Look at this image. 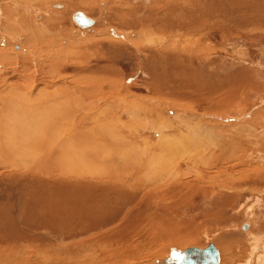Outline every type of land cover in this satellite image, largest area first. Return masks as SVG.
<instances>
[{"label":"rangeland","instance_id":"1","mask_svg":"<svg viewBox=\"0 0 264 264\" xmlns=\"http://www.w3.org/2000/svg\"><path fill=\"white\" fill-rule=\"evenodd\" d=\"M0 39V148L28 146L0 162V247L157 264L213 244L264 264V0H0ZM52 150L79 171L26 168ZM89 155L128 159L79 178L111 169Z\"/></svg>","mask_w":264,"mask_h":264},{"label":"bare ground","instance_id":"2","mask_svg":"<svg viewBox=\"0 0 264 264\" xmlns=\"http://www.w3.org/2000/svg\"><path fill=\"white\" fill-rule=\"evenodd\" d=\"M54 7L56 8V9H60V8H62L63 6L62 5H54ZM77 14V13H76ZM76 14H74V15H76ZM81 14V16H83L85 19H87L88 21H89V23L86 25V26H82V25H79L80 27H82V28H88V27H91V26H94V21L92 20V19H90V18H88V17H86V15H84V14H82V13H80ZM73 15V16H74ZM75 22V21H74ZM9 32V31H8ZM7 32V33H8ZM10 33V32H9ZM5 35V34H4ZM14 36H16V35H14ZM145 36V35H144ZM154 36V35H153ZM4 37V36H3ZM45 37V36H44ZM148 36H146L145 38H147ZM151 37H152V35H151ZM7 38V37H6ZM152 39V38H151ZM153 39H154V37H153ZM1 40V39H0ZM155 40V39H154ZM148 41H149V39H148ZM3 42V41H2ZM7 42V41H6ZM151 42V41H150ZM154 42V41H153ZM4 44V43H3ZM4 53L2 52V53H0V60L1 61H6V56L5 55H3ZM18 62V61H17ZM2 64H3V62H2ZM5 65V64H4ZM16 68V67H15ZM6 69V68H5ZM7 70V69H6ZM1 74V73H0ZM19 76V75H18ZM21 77V76H20ZM19 78V77H18ZM20 87V86H19ZM16 88H18V87H16ZM12 90H14V89H12ZM11 91V90H10ZM14 91H16V90H14ZM12 92V91H11ZM11 92L9 93V95H10V97L12 96H14L13 95V93H12V95H11ZM20 92V90L18 91V93ZM17 93V92H16ZM17 93V95L14 97V99H17V98H21L22 96V94L24 93H20V95ZM26 93V92H25ZM17 97V98H16ZM7 99H8V97H6ZM6 98H4V99H6ZM28 98H29V96H28ZM34 98V97H33ZM36 98H37V96H36ZM36 98H34V100H36ZM40 99V98H39ZM10 101V100H9ZM28 101H30L29 103L31 104V100H29L28 99ZM39 102H40V100H39ZM42 102V101H41ZM24 101H23V98H22V103H20V105L21 106H23L24 104ZM25 103H27L26 101H25ZM29 103H27V104H29ZM10 104H11V102H10ZM13 104V103H12ZM11 104V105H12ZM18 104H19V102H17V106H18ZM38 104V103H37ZM6 105H7V103H6ZM35 105V104H34ZM31 106V105H30ZM18 107H16L15 109H17ZM45 108V107H44ZM23 109H26V110H28L27 109V107H25L24 106V108ZM23 109H21L20 111H22ZM43 109V108H42ZM52 109V108H51ZM0 110H1V108H0ZM6 110V109H5ZM14 109L13 108H11V112H8V114L9 113H13V114H17V116L20 118V119H22V118H25V117H20L19 115H21V112L20 111H18L17 113L16 112H14L13 111ZM44 110V109H43ZM59 111V110H58ZM23 112V111H22ZM24 112H26V111H24ZM24 112H23V114H24ZM31 112V111H30ZM41 112V111H40ZM48 112V111H47ZM45 112L46 114H42V112H41V116H42V120H41V117H39V118H35V119H33V121L34 120H37V122H38V119L39 120H41V121H43V120H47L49 117L47 116V114H49V113H51L50 115H52V112ZM2 114V113H1ZM4 115V114H3ZM28 115V114H27ZM46 115V116H45ZM44 116H45V119H44ZM2 117V116H1ZM33 118V117H32ZM3 119V118H2ZM17 119V118H16ZM27 119V118H26ZM158 119V118H157ZM14 120V119H13ZM1 123V122H0ZM156 126V125H155ZM173 126V125H172ZM188 126V125H187ZM158 127H160V126H158ZM191 127V126H190ZM100 128V127H99ZM103 129V128H102ZM37 130V129H36ZM9 133V132H8ZM26 133H28V132H26ZM160 134V133H159ZM244 136V135H243ZM193 138V137H192ZM99 139V138H98ZM174 139V138H173ZM172 139V140H173ZM182 139V138H181ZM188 139V138H187ZM245 139V138H244ZM248 139V138H247ZM175 140V139H174ZM180 140V139H179ZM196 140H198V139H196ZM217 140V139H216ZM261 140V139H260ZM8 141V140H7ZM7 141H5V142H7ZM24 140H22V142H23ZM162 141H166V140H163L162 139ZM232 141V140H231ZM14 142V141H13ZM16 142V141H15ZM35 142V141H34ZM176 142V141H175ZM182 142V141H181ZM27 143L28 142H26V143H24V144H26L27 145ZM164 143H167V142H164ZM178 143V142H177ZM180 143V142H179ZM40 144V143H39ZM88 144V143H87ZM174 144V143H173ZM162 145H164V144H162ZM169 145V144H168ZM172 145V144H171ZM176 144H174V146H175ZM219 145H221L220 143H219ZM12 146V145H11ZM167 146V145H166ZM13 147V146H12ZM31 147H32V145H31ZM207 147V146H206ZM205 147V148H206ZM220 147V146H219ZM15 148V147H14ZM14 148L13 149H11V148H3V147H1L0 148V162L2 163V164H4V163H8V162H6V161H17V162H22V158H23V155H22V153H26L25 151H27L28 149H26V150H24V148H28V146H26V147H24V148H19V151L22 149L23 151H20V152H18L17 150H14ZM34 148V147H33ZM228 148V147H227ZM55 149V148H54ZM172 149H174V147L172 148ZM177 149V148H176ZM186 148H184V150H185ZM226 149V148H225ZM31 150H33V149H31ZM44 150V149H43ZM48 150V149H47ZM47 150H45V151H47ZM67 150V149H66ZM183 150V149H182ZM207 150V149H206ZM30 151V150H29ZM63 150H52V151H49V152H42L41 153V155L39 156L38 155V157L40 158L41 157V159H39V161L35 164L34 162H32V164H31V166H26V168L28 169V170H30V172H37V173H47V174H53L54 172H60V173H62V174H64V175H67V174H73V176H74V174H75V172H77V171H79V170H77V169H74V168H68L69 167V163H70V161H67V159H69L70 160V157H71V155L70 156H68L66 153H63L62 152ZM74 151V150H73ZM28 152V151H27ZM68 152H69V149H68ZM77 152V151H76ZM84 152V151H83ZM74 152H72V155H74L73 154ZM29 154H31L30 152H29ZM81 155V154H80ZM174 155V154H173ZM75 156V155H74ZM162 156H164V154L162 155ZM240 156V155H239ZM160 157V156H159ZM158 157V158H159ZM172 157H174V156H172ZM180 157V156H179ZM244 157V156H243ZM67 158V159H66ZM88 158V156L86 157V159ZM161 158V157H160ZM170 158V157H169ZM28 159V158H27ZM30 159V158H29ZM128 158L125 156V158H122V157H113V159H111V161H108L109 159H107V158H103V159H101V160H98V161H100V163H104V162H106L109 166H107V167H109V168H111L110 169V171H108V173H106V175H103V172L102 173H99L100 171H102L101 169H99V167H98V169L100 170H95V169H93L92 171H87L88 172V174L87 173H85V174H83L82 172H80L81 174L79 175L80 177L79 178H84V176H92V177H104V176H108V175H113V174H116L117 172H118V169L119 170H121L122 169V167H124V164H125V161L127 160ZM156 159V158H155ZM166 159H168L167 157H166ZM193 159V158H192ZM35 160H37L36 158H35ZM154 160V159H153ZM82 161V160H81ZM87 162L88 161H91L92 163L95 161V162H97L98 163V161H97V158L95 157V156H90L89 155V158H88V160H86ZM95 162H94V165H96V166H98L99 164H95ZM152 162V161H151ZM194 162V161H193ZM89 163V162H88ZM153 163V162H152ZM152 163H151V165H152ZM171 163V162H170ZM19 164L20 163H8V166L9 167H12V166H16V165H18L19 166ZM91 164V163H90ZM105 164V163H104ZM202 164V163H201ZM94 165H89V166H91V167H94ZM167 166V164H163V166ZM6 166V165H5ZM20 166H23L22 164L20 165ZM70 166H72V165H70ZM102 166V165H101ZM153 166V165H152ZM158 166V165H157ZM156 166V167H157ZM164 166V167H165ZM7 167V166H6ZM29 167H31V168H29ZM74 167V166H73ZM87 167H88V165H87ZM87 167H85V168H87ZM104 167H106V165L104 166ZM150 167V166H149ZM154 167V166H153ZM160 167H162L161 165H160ZM164 167H162V169L163 170H165L166 168H164ZM168 167L169 166H167V169H168ZM14 168V167H13ZM96 168V167H95ZM126 168V167H125ZM12 169V168H11ZM79 169V168H78ZM80 169H83L82 167L80 168ZM88 169L90 170V168L88 167ZM157 169V168H156ZM24 170V169H23ZM105 170V169H104ZM103 170V171H104ZM130 170V169H129ZM152 170V169H151ZM22 171V170H21ZM80 171H82V170H80ZM83 171H84V169H83ZM97 171V172H96ZM126 170L123 168V172H125ZM127 171H128V169H127ZM126 171V172H127ZM153 171H155V170H153ZM23 172V171H22ZM161 172V171H160ZM60 173H57V174H60ZM119 173V172H118ZM117 173V174H118ZM108 174V175H107ZM127 174V173H126ZM163 174H165V173H163ZM162 174V177L163 176H165V175H163ZM168 174V173H167ZM69 176V175H68ZM110 177H112V176H110ZM115 176H113L112 178H114ZM118 177V176H117ZM167 177V176H166ZM86 178V177H85ZM116 178V177H115ZM114 178V179H115ZM91 179V178H90ZM94 179H96V178H94ZM128 179V178H127ZM164 179V178H163ZM98 180V179H97ZM100 180V179H99ZM109 180V179H108ZM125 180V179H124ZM118 182V181H117ZM40 203H41V211L42 210H45V211H50L51 209L49 208V206H51V203L48 201V202H46L45 203V205L43 204V202H42V200H39L35 205L37 206V208L38 207H40ZM68 210V209H67ZM87 212H88V210H87ZM91 213H92V211H91ZM95 214V213H94ZM94 214H93V217H94ZM20 215V214H19ZM105 215V214H104ZM92 216V215H91ZM103 217V216H102ZM102 217L100 216V218L102 219ZM105 217V216H104ZM77 218V217H76ZM94 219H97V218H94ZM99 220V222H98V224H96V225H94V226H97V227H99L100 228V225H103L104 223L100 220V219H98ZM92 221V223H93V220H91ZM49 223V227H52V225L50 224L51 223V221H48ZM47 224V225H48ZM76 225V224H75ZM250 225V224H249ZM27 226H30V225H28L27 224ZM8 227V226H7ZM31 227V226H30ZM46 227V226H45ZM74 228V227H73ZM244 228L245 229H247L248 228V225H245L244 226ZM91 229H94L93 227H91V226H89L88 225V229H84V233H87V232H90V230ZM73 232V231H72ZM73 236H71V235H68V236H65L64 237V239H66V240H68V239H70V238H72ZM254 238V237H253ZM255 239V238H254ZM256 240V239H255ZM258 241V240H257ZM259 241H260V239H259ZM73 242V241H72ZM71 242V243H72ZM65 243L66 245L65 246H62L61 248H59V252L60 253H62V252H64L63 253V255L61 256V257H58V258H54V259H48V258H46V259H43L41 262L42 263H39L37 260H39V257H36V256H34L33 254H35V253H37V251H33L32 249H30V247H29V245L28 246H26L25 248H22V249H16V248H2V247H0V264H106L105 263V261L106 260H104V257H105V253H103V252H101V254H99V258H100V261H98V262H96V260H94V259H92L91 258V256H88V257H81V256H79V255H77V253H75V249H74V243ZM91 243V242H90ZM86 244V243H85ZM256 244H258V243H256ZM210 245V244H209ZM213 245V244H212ZM264 245V244H263ZM84 247V246H83ZM77 248V247H76ZM86 248V247H85ZM190 248H194V247H190ZM190 248H187V249H190ZM197 248H199V247H197ZM213 248H214V250H215V252L217 253V264H220L221 262H220V260H221V258H220V252H219V250L217 249V247L215 246V245H213ZM253 249L252 250H255V246L254 247H252ZM199 249H205V248H199ZM256 249H257V247H256ZM86 250H87V248H86ZM94 250V249H93ZM184 250H186V249H184ZM184 250H182V251H184ZM182 251H179V252H182ZM230 251V250H229ZM86 252V251H85ZM79 253H82V252H79ZM254 253H255V251H254ZM255 255V254H254ZM253 254L251 255V258L254 256ZM39 256V255H38ZM42 257V256H41ZM170 257V255L169 256H167L166 258H163V259H161L160 261H158V263L157 264H160L161 262L163 263V264H175V263H168V258ZM255 257V256H254ZM253 257V258H254ZM112 258V257H111ZM110 258V259H111ZM227 259V258H226ZM263 259V258H262ZM40 261V260H39ZM95 261V262H94ZM247 262V261H246ZM263 262H264V260H263ZM125 263V262H124ZM249 263V262H248ZM154 264V263H153Z\"/></svg>","mask_w":264,"mask_h":264},{"label":"water","instance_id":"3","mask_svg":"<svg viewBox=\"0 0 264 264\" xmlns=\"http://www.w3.org/2000/svg\"><path fill=\"white\" fill-rule=\"evenodd\" d=\"M73 21L78 25L86 26L89 21L77 13L73 16ZM179 254L180 259H175L174 254ZM168 263L175 264H217V253L215 252L213 245H208L205 249H199L197 247L186 249L182 252H172L168 258Z\"/></svg>","mask_w":264,"mask_h":264},{"label":"snow or ice","instance_id":"4","mask_svg":"<svg viewBox=\"0 0 264 264\" xmlns=\"http://www.w3.org/2000/svg\"><path fill=\"white\" fill-rule=\"evenodd\" d=\"M174 258L175 259H180V255L177 253V254H174Z\"/></svg>","mask_w":264,"mask_h":264}]
</instances>
